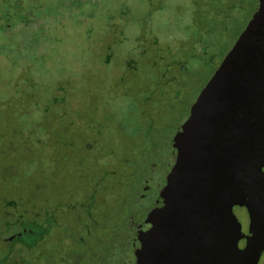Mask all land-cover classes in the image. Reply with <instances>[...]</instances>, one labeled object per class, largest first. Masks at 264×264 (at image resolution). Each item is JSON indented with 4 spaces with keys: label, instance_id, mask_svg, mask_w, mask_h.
Here are the masks:
<instances>
[{
    "label": "rangeland",
    "instance_id": "obj_1",
    "mask_svg": "<svg viewBox=\"0 0 264 264\" xmlns=\"http://www.w3.org/2000/svg\"><path fill=\"white\" fill-rule=\"evenodd\" d=\"M257 3L42 0L35 14L51 19L35 24L36 44L14 35L0 48V222L11 202L19 213L88 190L140 221L134 186L152 163L170 171L177 130ZM234 213L247 233L246 209Z\"/></svg>",
    "mask_w": 264,
    "mask_h": 264
},
{
    "label": "water",
    "instance_id": "obj_2",
    "mask_svg": "<svg viewBox=\"0 0 264 264\" xmlns=\"http://www.w3.org/2000/svg\"><path fill=\"white\" fill-rule=\"evenodd\" d=\"M137 264H258L264 251V0L172 141ZM245 208L248 234L234 213ZM246 239V246L239 243Z\"/></svg>",
    "mask_w": 264,
    "mask_h": 264
},
{
    "label": "flooded vegetation",
    "instance_id": "obj_3",
    "mask_svg": "<svg viewBox=\"0 0 264 264\" xmlns=\"http://www.w3.org/2000/svg\"><path fill=\"white\" fill-rule=\"evenodd\" d=\"M41 1L0 0V48L4 37L14 35L17 36L16 47L20 44H36L38 36L36 37L35 24L40 22L42 28L51 19V16L39 17L35 14ZM57 18L63 20L62 16ZM58 28L59 26H53L50 31L55 35ZM126 65H130L129 61ZM9 101L0 94V119ZM65 103L63 100L62 105L67 107ZM1 140L0 132V142ZM43 140V137L38 138L40 142ZM106 174L113 176L114 168L107 170ZM166 183L165 172H161L159 166L152 163L134 186L136 203L141 208L138 222L133 215L128 217V213L124 216L122 212L121 217L109 194L98 201V190H88L87 194L79 192L77 196L67 194V200L54 206L47 198H42L41 202L45 205L32 201L31 209L19 213L17 205L11 202L4 208L3 220L0 222V243L3 245L0 247V264H137L136 251L141 246L138 235L151 227L146 224L148 214L153 209L164 206L161 193ZM104 188L109 189L107 186ZM67 202L73 205H68ZM71 211L73 215H69ZM128 218L132 219L131 225L124 223ZM118 219L121 221L114 222L113 225L112 222ZM101 223L103 229L100 227ZM111 226L115 233L107 238L105 231ZM239 246L244 248L246 239H242ZM258 264H264V251Z\"/></svg>",
    "mask_w": 264,
    "mask_h": 264
},
{
    "label": "trees",
    "instance_id": "obj_4",
    "mask_svg": "<svg viewBox=\"0 0 264 264\" xmlns=\"http://www.w3.org/2000/svg\"><path fill=\"white\" fill-rule=\"evenodd\" d=\"M257 5V4H256ZM233 7V6H232ZM256 7V6H255Z\"/></svg>",
    "mask_w": 264,
    "mask_h": 264
}]
</instances>
